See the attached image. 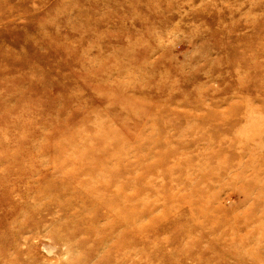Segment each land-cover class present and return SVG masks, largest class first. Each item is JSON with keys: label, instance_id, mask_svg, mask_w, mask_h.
<instances>
[{"label": "rangeland", "instance_id": "1", "mask_svg": "<svg viewBox=\"0 0 264 264\" xmlns=\"http://www.w3.org/2000/svg\"><path fill=\"white\" fill-rule=\"evenodd\" d=\"M259 1L0 0V264H264Z\"/></svg>", "mask_w": 264, "mask_h": 264}, {"label": "bare ground", "instance_id": "2", "mask_svg": "<svg viewBox=\"0 0 264 264\" xmlns=\"http://www.w3.org/2000/svg\"><path fill=\"white\" fill-rule=\"evenodd\" d=\"M259 3L260 4H264V0H260L259 1ZM2 16L0 15V18H1ZM256 38H259L258 36H256ZM241 43L244 45V47H246L247 48V50L246 51H249L250 53H249V56H245L244 57V63H246V65H247V68L250 70L249 72H261L263 69H262V67H261V65L258 63V62H256V61H254V59H253V56L254 55H256V54H264V51L261 49V48H253V46L252 45H250V43H252V35H249V36H245L244 38H243V40L241 41ZM263 51V52H262ZM258 56V55H257ZM253 59V60H252ZM264 64V63H263ZM263 67H264V65H263ZM256 75H258L257 73H255ZM253 83V82H252ZM256 83H263L264 84V78L263 77H258L257 76V78H256ZM254 84H255V82H254ZM251 84L249 83V85H247V86H250ZM64 236H66V235H64ZM264 239V237L262 238V240ZM242 241H241V244H244V238L242 237V239H241ZM220 243L221 244H223V245H226V241H220L219 240V242H216V245H215V248H217L219 245H220ZM230 245L231 246V243H230V241L228 242L227 241V245ZM233 246H234V244H232ZM209 247H211V245H209ZM234 248L236 249V250H239V253H237L236 255H234L233 257H232V259H234V261H233V263L232 264H239V263H243V261H244V259H243V257L244 256H246V255H248L249 256V252H250V250L249 249H247L246 248V250L243 248V247H241V248H238V247H236V246H234ZM218 252V251H217ZM221 253V257H217V262H218V264H227V260H226V258H225V252L223 253V252H220ZM263 253H264V251H263ZM250 257V256H249ZM199 261L201 260V258H197ZM257 260H259L257 257H254V258H251L250 257V259L249 260H246V261H248L249 263L250 262H252L253 264H255L256 263V261ZM197 263V262H196ZM203 263V262H202ZM201 263V264H202ZM198 264V263H197Z\"/></svg>", "mask_w": 264, "mask_h": 264}]
</instances>
